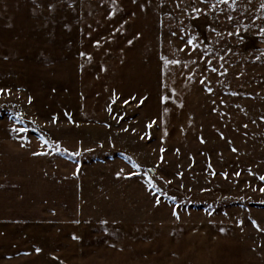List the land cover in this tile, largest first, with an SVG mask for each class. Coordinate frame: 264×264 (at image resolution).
<instances>
[{"label":"rangeland","instance_id":"rangeland-1","mask_svg":"<svg viewBox=\"0 0 264 264\" xmlns=\"http://www.w3.org/2000/svg\"><path fill=\"white\" fill-rule=\"evenodd\" d=\"M261 3L0 0V138L77 181L65 222L0 226V264H264Z\"/></svg>","mask_w":264,"mask_h":264},{"label":"crops","instance_id":"crops-1","mask_svg":"<svg viewBox=\"0 0 264 264\" xmlns=\"http://www.w3.org/2000/svg\"><path fill=\"white\" fill-rule=\"evenodd\" d=\"M41 147L36 137L0 138V226L65 222L75 211L74 163Z\"/></svg>","mask_w":264,"mask_h":264},{"label":"snow or ice","instance_id":"snow-or-ice-1","mask_svg":"<svg viewBox=\"0 0 264 264\" xmlns=\"http://www.w3.org/2000/svg\"><path fill=\"white\" fill-rule=\"evenodd\" d=\"M235 2H236V0H232V5H233V6L235 5ZM219 3L227 4V3H228V0H219ZM215 6H216L215 4L212 5V7H215ZM260 8H261V9H264V3H261V4H260ZM192 10H193L194 12H196L197 15H199V9H197V8H193ZM228 18L231 19V17H228ZM228 34H229V35H232V33H228ZM218 35H219V33H218ZM261 35H264V28L261 29ZM194 41H195V37H192V38H190V39L188 40V44L191 45L193 48L196 47V44H195ZM97 43H99V42H97ZM129 43H131V41H129ZM165 59H166V58H165ZM221 59H222V58H221ZM257 59H259V57H257ZM171 63H179V61H171ZM208 63H209V67H211V62L209 61ZM213 71H215V69H213ZM225 71H226V69H225ZM0 91H3V90H0ZM208 91H211V89L209 88ZM164 99L166 100L167 97H164ZM125 103H127V101H125ZM165 111H167V109H165ZM149 126H151V125H149ZM259 179H260L261 181H264V176H260ZM261 191H264V188H261ZM105 223H106V222H105ZM241 223H243V221H241ZM252 223H253L258 229L260 228V225H259L255 220H253ZM37 251H39V249H37Z\"/></svg>","mask_w":264,"mask_h":264}]
</instances>
